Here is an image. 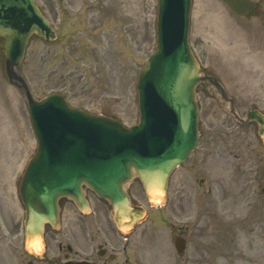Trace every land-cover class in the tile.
Instances as JSON below:
<instances>
[{
  "label": "rangeland",
  "instance_id": "rangeland-1",
  "mask_svg": "<svg viewBox=\"0 0 264 264\" xmlns=\"http://www.w3.org/2000/svg\"><path fill=\"white\" fill-rule=\"evenodd\" d=\"M36 1L56 39L31 36L15 68L34 98L59 93L73 107L110 116L126 127L136 124L137 74L154 49L157 0ZM252 1L259 5L257 12L241 19L220 0H192L190 13L191 49L201 67L235 95L240 116L253 108L264 113V0ZM234 21L244 24L238 27ZM237 41L246 45L245 51L240 45V66L229 57L230 43ZM3 58L0 41V175L12 181L15 197L18 176L36 142L25 103L6 79ZM199 87L198 145L170 176L167 195L172 203L160 210H185L186 264H264V139L257 137L256 124L238 126ZM127 191L148 211L138 229L167 231L153 224L150 214L156 206L147 204L137 179ZM102 218L112 224L109 214ZM86 225L87 214H79L71 203L64 205L61 226L77 233L70 242L81 254L87 250ZM134 238L133 245L140 247L142 241ZM167 247L169 253L160 259L153 250L143 255L152 264H183L170 241Z\"/></svg>",
  "mask_w": 264,
  "mask_h": 264
},
{
  "label": "water",
  "instance_id": "water-1",
  "mask_svg": "<svg viewBox=\"0 0 264 264\" xmlns=\"http://www.w3.org/2000/svg\"><path fill=\"white\" fill-rule=\"evenodd\" d=\"M222 1L237 15L256 10L249 0ZM190 7L191 0H158L156 48L138 75L136 126L127 129L111 118L70 108L56 94L35 100L28 92L37 141L19 187L28 234L39 231L45 221L56 224L61 197L86 210L81 185L110 202L119 228L131 227L145 213L131 207L125 193L133 177L149 200L165 192L170 173L198 138L195 87L200 71L188 43ZM32 33L47 41L55 38L34 0H0V37L8 69L21 62ZM248 120L258 123V136L264 137V116L252 110ZM175 245L180 251L182 243Z\"/></svg>",
  "mask_w": 264,
  "mask_h": 264
},
{
  "label": "flooded vegetation",
  "instance_id": "flooded-vegetation-1",
  "mask_svg": "<svg viewBox=\"0 0 264 264\" xmlns=\"http://www.w3.org/2000/svg\"><path fill=\"white\" fill-rule=\"evenodd\" d=\"M235 22L238 27L243 23ZM237 61L238 59H233L234 63H238ZM204 73L210 75L206 71ZM209 85L204 83L203 87L208 91L211 88ZM214 90L217 92L216 89ZM223 98L232 99L233 102L236 100L235 97L230 98L227 95H223ZM11 187L12 181L0 175V259L4 260V264H152L143 254L148 250L154 251L152 255L160 259L163 253H169L168 247L164 250L165 243L168 244L170 241L172 248L176 237L185 240V248L179 258L183 264L188 261L186 252L189 235L184 209L179 214L175 209H169L166 213L158 209L151 213L153 224L163 225L167 231L157 230L152 233L147 229L139 230L135 227L128 233H123L112 225L102 222L105 207L102 206L104 203L96 198L93 199V207L90 216L87 215V225L84 229L87 239L85 253H79L71 245V239L77 234L75 231L69 233L61 225L54 229L49 224L44 226L40 246L27 249L23 226L24 211L17 192L13 197ZM10 198L11 202L18 205V209L10 202ZM64 200L61 201V208L68 204ZM68 230L72 231L70 228ZM136 235L142 241L140 247L133 245ZM163 238L166 239L165 242Z\"/></svg>",
  "mask_w": 264,
  "mask_h": 264
}]
</instances>
